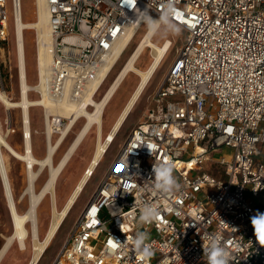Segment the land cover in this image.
Returning a JSON list of instances; mask_svg holds the SVG:
<instances>
[{
    "label": "built area",
    "instance_id": "2783aa9c",
    "mask_svg": "<svg viewBox=\"0 0 264 264\" xmlns=\"http://www.w3.org/2000/svg\"><path fill=\"white\" fill-rule=\"evenodd\" d=\"M15 2L0 0V45ZM167 2L45 0L53 52L36 90L51 103L55 132L70 121L57 109L79 103L130 22L145 10L158 18ZM171 2L187 42L51 264H144L131 244L139 231L154 249L148 264H208L206 235L228 249L229 264H264V239L252 223L264 215V0ZM223 147L230 157L214 158ZM158 162H172L182 185L170 197L153 195ZM216 165L226 179L214 175ZM144 203L160 209L150 224L138 222Z\"/></svg>",
    "mask_w": 264,
    "mask_h": 264
},
{
    "label": "rangeland",
    "instance_id": "374dc122",
    "mask_svg": "<svg viewBox=\"0 0 264 264\" xmlns=\"http://www.w3.org/2000/svg\"><path fill=\"white\" fill-rule=\"evenodd\" d=\"M21 2L24 20L26 22H32L37 20V0H21ZM15 27L16 26L13 25V23L11 22L8 39L0 45V87L10 93V95H12L14 99H18L20 97V81ZM180 28L181 33L179 35L169 34L167 36H155L154 40L159 44H161L165 38H170L172 40V46L166 58L162 62L158 71L156 72L144 96L141 98L138 105L133 110L132 114L122 127L121 131L118 133L116 140L112 144L110 150L105 155L104 160L97 168L92 179L89 181L84 193L79 198L78 202L76 203L75 207L66 219L60 232L54 239L50 248L47 250L40 264H51L54 261L60 250L63 248V246L69 239L70 234L77 220L82 215L85 206L91 200L98 186L101 184V182L104 180L107 173L109 172L116 155L123 146V143L131 133L133 127H135L139 120L143 118L148 106H150L152 102L153 96L155 95L159 86L165 80L167 73L172 65V62L178 54V50L181 49L183 45L187 42L188 31L182 27ZM146 29V26L143 25L131 45L126 49L121 60L113 69L111 75L102 85L100 91L96 96L97 99L102 96V94L109 86L117 72L120 70L125 60L132 52L133 48L135 47L141 35ZM24 44L26 53V69L28 75V82L31 86L35 88L39 80L37 29H25ZM151 60L152 49L147 48L137 65L140 68H146L151 62ZM138 80V75L135 73H131L124 81V83L122 84L110 104L107 106L103 114L105 133L110 130L112 124L114 123L113 120L117 118V114H119V112L127 102ZM30 95L32 98L40 97V94L39 92H37L36 88L30 91ZM9 117L10 122H7V118ZM30 117L33 151L37 157L43 158L46 155L48 145V122L46 108L41 105L31 106ZM0 123L2 131L4 135H6V138H8V141L19 151L24 152L25 136L23 135L24 129L22 124V109L19 107L8 109L7 106H5V104L0 101ZM83 124L84 117H81L75 123L64 144L59 149L58 154L56 156V160H58L61 155L65 152L68 145L75 138L77 132L80 130ZM8 129L11 130L9 131ZM13 129H15V131H13ZM59 135L60 133H55L54 139H56ZM96 136L97 127L94 126L88 138L79 147L75 155L70 160L69 164L59 176L57 184L55 186L59 208L64 205L67 198L71 194L75 184L78 182L86 166L88 165L95 149ZM3 151L4 153H6L7 157L6 167L8 168L7 171L13 188L15 203L18 211L22 213L26 211L33 203L30 200L32 192H36V194H38L43 188V185L48 178V169L44 168L39 171L40 165L36 164L35 171L37 172V175L31 184L28 172L26 170L25 161L14 155L8 154L7 150L4 147ZM231 154L232 149L228 147H223L222 149H218V151L212 153L213 157L217 159H220L223 156L230 157ZM212 165H215L213 161L206 162L204 164V170L209 171L212 168ZM216 167L217 169H213L214 175L219 178L226 179V175L224 173V166L216 165ZM36 204L37 205L35 213L37 224L39 225V235L40 239H44L53 215V203L51 195L48 194L44 200L37 202ZM29 225H31V222ZM13 229V221L8 207L7 198L4 193L3 181L0 174V251L7 242L8 237L13 233ZM20 244L21 243L18 240H13L10 247L7 249L4 256L2 257L0 264H29L36 252V242L34 241L33 236L30 235L23 246L22 244Z\"/></svg>",
    "mask_w": 264,
    "mask_h": 264
},
{
    "label": "bare ground",
    "instance_id": "6f19581e",
    "mask_svg": "<svg viewBox=\"0 0 264 264\" xmlns=\"http://www.w3.org/2000/svg\"><path fill=\"white\" fill-rule=\"evenodd\" d=\"M36 13L37 20L26 22L23 18L22 2L21 0H16L13 14L11 16V22L16 26L15 32L19 64L20 97L18 99H14L12 95H10V93L0 87V101L3 102V104H5L8 109L18 107L22 109V124L24 129L23 135L25 136V150L24 152H21L8 141V138H6V135H4L0 126V174L3 181L4 193L7 198L8 207L11 213L14 227L13 233L8 237L7 242L0 251V262L13 240H18L23 246L26 243L27 238L31 235L36 242V252L29 264H40L47 250L52 245L66 219L78 202L79 198L84 193L89 181L92 179L97 168L102 163L105 155L116 140L118 133L121 131L122 127L127 122L133 110L136 108L139 101L144 96L147 88L152 82L156 72L158 71L172 46V40L170 38H165L161 44L157 43L154 40L155 36L150 38L147 35L146 29L109 86L106 88L102 96L97 99L96 96L100 91L102 85L111 75L113 69L121 60L126 49L131 45V43L137 36L139 29L142 28L144 24H140L136 27L131 26L128 30L127 35L120 41L115 55L110 59L107 66L84 88L83 92L79 96V103L74 106L69 104L68 101L63 103L62 107L57 109L58 113L56 114L69 116L70 121L64 123L60 127V135L56 139H54V136L55 133H57L55 131L57 129V126L59 125L58 120L54 119L52 123L47 114V152L43 158H39L35 155L32 147L30 117L31 106L41 105L44 106L47 111V108L51 103L45 96L32 98L30 95V91L32 89H35L37 85L34 88L28 82L24 44L25 29L34 28L38 30L37 51L39 76L41 77L44 76L46 67L51 61L53 45L50 33L49 14L45 4V0H37ZM151 17L153 19H158L154 16ZM147 48L152 49V60L146 68H140L137 64ZM131 73L137 74L139 80L135 85V88L131 92L127 102L112 124L110 130L105 133L103 121L104 111ZM145 116L146 114L138 124H140L145 119ZM81 117H84L83 126L77 132L75 138L68 145L65 152L58 160H56L59 149L64 144L75 123ZM7 122H10V117L7 118ZM94 126L97 127V136L93 155L83 174L75 184L66 202L61 208H59L55 189L57 180L66 166L69 164L70 160L75 155L79 147L88 138ZM8 130L10 131L11 129ZM3 147L7 150L8 154L14 155L25 161L26 170L28 172L31 184L37 175V172L35 171L36 164L40 165L39 171L44 168L48 169V178L45 181L43 188L38 194H36V192H32L30 200L33 203L26 211L22 213L18 211L15 203L13 188L7 171L8 168L6 167L7 157L6 153H4L5 150L3 151ZM91 172L92 174L89 175ZM48 194H50L52 198L53 215L44 239H40L39 225L37 224L35 213L37 205L36 203L44 200ZM30 222L31 225H29Z\"/></svg>",
    "mask_w": 264,
    "mask_h": 264
},
{
    "label": "clouds",
    "instance_id": "9594fccd",
    "mask_svg": "<svg viewBox=\"0 0 264 264\" xmlns=\"http://www.w3.org/2000/svg\"><path fill=\"white\" fill-rule=\"evenodd\" d=\"M174 14L173 4L171 0H168L158 19H153L145 10L137 14V19L130 22V26L136 27L144 24L150 38L156 35H179L181 28L173 22L172 17ZM153 174L154 179H151L153 182V195L158 193L161 196L170 197L181 190L182 185L174 174V164L172 162L154 163ZM159 215L160 209L157 205L144 203L139 209L138 222L140 224H150L157 220ZM252 223L255 231L260 233L261 237H264V215L254 217ZM205 238L209 240L208 246L203 249L207 255L208 264H229L230 252L222 245L219 238L215 235H206ZM126 243L127 240L124 243L117 242L119 245H125ZM131 244L134 251L140 256L141 261L148 264L154 256L153 246L149 242V234L144 231L137 232Z\"/></svg>",
    "mask_w": 264,
    "mask_h": 264
},
{
    "label": "crops",
    "instance_id": "0c3cea01",
    "mask_svg": "<svg viewBox=\"0 0 264 264\" xmlns=\"http://www.w3.org/2000/svg\"><path fill=\"white\" fill-rule=\"evenodd\" d=\"M142 27H143V26H142ZM140 29H141V28H140ZM140 29H139V31H140ZM117 115H118V114H117ZM117 115H116V116H117ZM144 115H145V114H144ZM143 117H144V116H143ZM115 118H116V117H115ZM142 119H143V118H142ZM142 119H141V120H142ZM114 120H115V119H114ZM114 120H113V122H114ZM141 120H139V122H140ZM113 122H112V123H113ZM139 122H138V123H139ZM138 123H137V124H138ZM137 124H136V125H137Z\"/></svg>",
    "mask_w": 264,
    "mask_h": 264
},
{
    "label": "snow or ice",
    "instance_id": "6c2138e0",
    "mask_svg": "<svg viewBox=\"0 0 264 264\" xmlns=\"http://www.w3.org/2000/svg\"><path fill=\"white\" fill-rule=\"evenodd\" d=\"M262 239H264V237H262Z\"/></svg>",
    "mask_w": 264,
    "mask_h": 264
}]
</instances>
